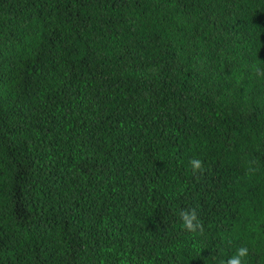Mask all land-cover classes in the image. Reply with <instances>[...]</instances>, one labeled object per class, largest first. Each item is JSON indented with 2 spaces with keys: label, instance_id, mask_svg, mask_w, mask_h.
I'll list each match as a JSON object with an SVG mask.
<instances>
[{
  "label": "trees",
  "instance_id": "1",
  "mask_svg": "<svg viewBox=\"0 0 264 264\" xmlns=\"http://www.w3.org/2000/svg\"><path fill=\"white\" fill-rule=\"evenodd\" d=\"M261 214L264 0H0V264H264Z\"/></svg>",
  "mask_w": 264,
  "mask_h": 264
},
{
  "label": "clouds",
  "instance_id": "2",
  "mask_svg": "<svg viewBox=\"0 0 264 264\" xmlns=\"http://www.w3.org/2000/svg\"><path fill=\"white\" fill-rule=\"evenodd\" d=\"M257 75H261V69H256ZM189 166L192 170V173L202 172V162L200 159H191L189 161ZM181 227L188 231L195 233L200 229V221L197 219L196 212L194 210H187L180 212ZM264 222V214H261L260 220L257 223ZM249 254V248L247 246L237 247L233 254L227 258V260H221L220 264H247V258Z\"/></svg>",
  "mask_w": 264,
  "mask_h": 264
}]
</instances>
